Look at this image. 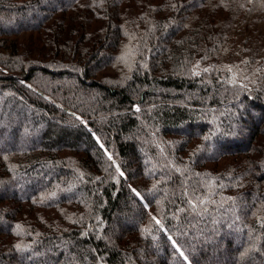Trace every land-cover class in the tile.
Returning <instances> with one entry per match:
<instances>
[{"label": "trees", "instance_id": "trees-1", "mask_svg": "<svg viewBox=\"0 0 264 264\" xmlns=\"http://www.w3.org/2000/svg\"><path fill=\"white\" fill-rule=\"evenodd\" d=\"M1 99L0 264H264V0H0Z\"/></svg>", "mask_w": 264, "mask_h": 264}, {"label": "rangeland", "instance_id": "rangeland-1", "mask_svg": "<svg viewBox=\"0 0 264 264\" xmlns=\"http://www.w3.org/2000/svg\"><path fill=\"white\" fill-rule=\"evenodd\" d=\"M39 13L40 12L38 10L32 11L29 14L30 19L34 18L33 20H37L39 17ZM5 107H6V102L4 99H1L0 100V122L1 123L7 122V120H8L6 115L4 114L5 113V110H4ZM15 111H17V110H15ZM18 112H19L18 115H15V116L12 115V122H10L11 127H9V129L11 131L13 128L17 129V128L21 127V125L26 123L27 120H29L31 117L28 109H19ZM16 114H17V112H16ZM37 114L38 113H36V115ZM38 121H40V120H38ZM251 121H253V119H251V117H250V119L247 121V123H245V125H242L244 132L247 133L246 130H248V125L251 123ZM253 122H255V121H253ZM28 125H29V129H28V127H23L21 129V135L23 137L22 141L28 142L30 144L31 142H36V140L39 139V137L41 136L42 129L45 127V122L42 121L41 124H40V122L37 124V118H36L34 123L31 122V123H28ZM218 141L219 140L216 139V140L211 142V144L209 146V150L207 152L208 154H214L217 152L218 146H219ZM4 143H7V144H9V143L13 144L14 143V140L11 138V136L8 133L0 136V144H4ZM43 172H47V170H43ZM122 223L125 226L126 225H133V224H135V219L130 218V217H127V218L125 217L122 220ZM124 225H122V226H124ZM219 232L224 233V236L233 237L235 242H239V240L241 238V234L239 232L236 233L234 228H229L228 226H224V228H221ZM22 258L31 259L32 254L25 255V256L23 255L21 257V259Z\"/></svg>", "mask_w": 264, "mask_h": 264}, {"label": "snow or ice", "instance_id": "snow-or-ice-1", "mask_svg": "<svg viewBox=\"0 0 264 264\" xmlns=\"http://www.w3.org/2000/svg\"><path fill=\"white\" fill-rule=\"evenodd\" d=\"M157 223H159V221H157Z\"/></svg>", "mask_w": 264, "mask_h": 264}]
</instances>
